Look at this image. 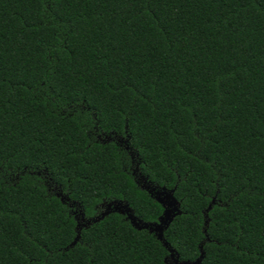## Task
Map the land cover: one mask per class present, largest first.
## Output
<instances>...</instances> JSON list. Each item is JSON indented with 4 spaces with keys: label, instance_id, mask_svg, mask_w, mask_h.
Returning <instances> with one entry per match:
<instances>
[{
    "label": "trees",
    "instance_id": "1",
    "mask_svg": "<svg viewBox=\"0 0 264 264\" xmlns=\"http://www.w3.org/2000/svg\"><path fill=\"white\" fill-rule=\"evenodd\" d=\"M144 183L180 263L264 264V0H0V264H174L99 220Z\"/></svg>",
    "mask_w": 264,
    "mask_h": 264
},
{
    "label": "water",
    "instance_id": "2",
    "mask_svg": "<svg viewBox=\"0 0 264 264\" xmlns=\"http://www.w3.org/2000/svg\"><path fill=\"white\" fill-rule=\"evenodd\" d=\"M152 189V191H150ZM152 197L153 195V190H156L155 187H152L149 185V187L146 189ZM158 194V193H157ZM161 196H165L166 198L161 199ZM155 200L160 203L163 208H164V213L163 215L159 218V221L157 223H144L141 220H138V218L135 216L133 210L130 208L128 204H124L123 202H115L113 204H109L106 207L105 212L99 217L100 219H104L105 216L109 215L111 211L118 212L122 215L127 216V219L132 223V225L138 229V230H148L150 233H154L158 240L163 243L165 248H167L170 252V257L173 260L174 264H203L204 260V252L201 247V257L196 260L193 263H180L179 262V257L176 256V252L169 247L168 243L164 241V232L169 228L171 223L173 222L174 218L178 215L181 214L180 210V203L175 199L174 197V191H167L166 189H162L161 193L158 195V197H154ZM83 221H85V217L83 215L82 218ZM91 221H87L88 224H90ZM86 226V225H84ZM79 237L76 239L74 244L78 241Z\"/></svg>",
    "mask_w": 264,
    "mask_h": 264
},
{
    "label": "rangeland",
    "instance_id": "3",
    "mask_svg": "<svg viewBox=\"0 0 264 264\" xmlns=\"http://www.w3.org/2000/svg\"><path fill=\"white\" fill-rule=\"evenodd\" d=\"M143 186H144V189H147L149 187V185H147L146 183H144ZM150 191H152V189H150ZM152 193H153L154 197H158V195L161 193V190L156 189V190H153ZM163 198L165 199L166 197L161 196V199H163Z\"/></svg>",
    "mask_w": 264,
    "mask_h": 264
}]
</instances>
